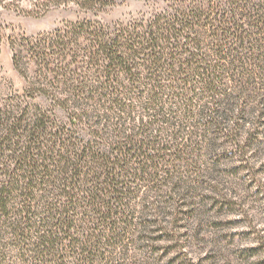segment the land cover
<instances>
[{"label": "trees", "instance_id": "obj_1", "mask_svg": "<svg viewBox=\"0 0 264 264\" xmlns=\"http://www.w3.org/2000/svg\"><path fill=\"white\" fill-rule=\"evenodd\" d=\"M117 1L43 0L93 17L7 38L0 264H145L128 245L177 239L212 166L264 142V0L97 16Z\"/></svg>", "mask_w": 264, "mask_h": 264}, {"label": "rangeland", "instance_id": "obj_2", "mask_svg": "<svg viewBox=\"0 0 264 264\" xmlns=\"http://www.w3.org/2000/svg\"><path fill=\"white\" fill-rule=\"evenodd\" d=\"M42 2L0 0V99L21 93L25 87L24 79L12 64L8 36L35 35L53 30L65 20L93 17L91 12L71 3L45 8ZM163 7L161 0L149 3L119 0L97 16L103 21L114 22ZM241 158L233 156L231 160L212 166V179L203 180L197 191L210 199L201 200L199 196L187 200L192 202V207L187 209L190 212L182 215V226L172 230L177 239L171 243L147 244L151 249L146 248L148 253L139 244L128 245L135 250L131 249L130 256L124 257L125 262L264 264V142L248 148ZM205 165L208 169L212 164ZM211 188L215 194L211 193Z\"/></svg>", "mask_w": 264, "mask_h": 264}]
</instances>
